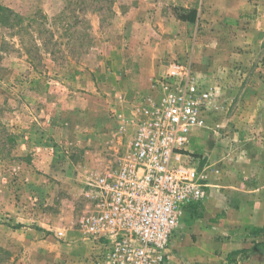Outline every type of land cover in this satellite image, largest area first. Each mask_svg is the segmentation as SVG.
<instances>
[{"label": "rangeland", "instance_id": "rangeland-1", "mask_svg": "<svg viewBox=\"0 0 264 264\" xmlns=\"http://www.w3.org/2000/svg\"><path fill=\"white\" fill-rule=\"evenodd\" d=\"M177 61L213 91L189 146L208 195L256 201L264 0H0V264L91 263L92 183L118 166Z\"/></svg>", "mask_w": 264, "mask_h": 264}, {"label": "built area", "instance_id": "built-area-1", "mask_svg": "<svg viewBox=\"0 0 264 264\" xmlns=\"http://www.w3.org/2000/svg\"><path fill=\"white\" fill-rule=\"evenodd\" d=\"M127 153L99 175L80 225L94 264H164L169 245L193 206L208 195L193 163V133L207 127L213 91L182 61L153 83Z\"/></svg>", "mask_w": 264, "mask_h": 264}, {"label": "crops", "instance_id": "crops-1", "mask_svg": "<svg viewBox=\"0 0 264 264\" xmlns=\"http://www.w3.org/2000/svg\"><path fill=\"white\" fill-rule=\"evenodd\" d=\"M252 166L264 178V161ZM214 195L204 201L203 215L189 220L174 237L168 258L177 264H264V230L254 233L264 228V189L252 194L257 203L249 195L235 204Z\"/></svg>", "mask_w": 264, "mask_h": 264}, {"label": "trees", "instance_id": "trees-1", "mask_svg": "<svg viewBox=\"0 0 264 264\" xmlns=\"http://www.w3.org/2000/svg\"><path fill=\"white\" fill-rule=\"evenodd\" d=\"M264 230V228H256L255 230H254V233H259V232H261V231H263Z\"/></svg>", "mask_w": 264, "mask_h": 264}]
</instances>
